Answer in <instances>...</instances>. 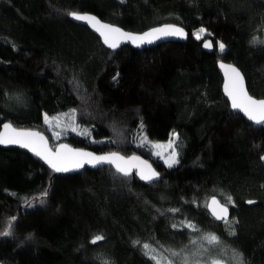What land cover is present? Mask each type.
Masks as SVG:
<instances>
[{
  "label": "trees",
  "instance_id": "obj_1",
  "mask_svg": "<svg viewBox=\"0 0 264 264\" xmlns=\"http://www.w3.org/2000/svg\"><path fill=\"white\" fill-rule=\"evenodd\" d=\"M72 12L133 32L172 23L188 39L111 48ZM221 60L264 98V0H0V128L38 129L52 147L140 154L161 174L146 184L111 165L60 173L0 146V262L154 264L150 243L175 264H239L238 254L264 264V126L233 110ZM172 133L169 167L154 142ZM214 195L231 208L227 221L209 211Z\"/></svg>",
  "mask_w": 264,
  "mask_h": 264
},
{
  "label": "snow or ice",
  "instance_id": "obj_2",
  "mask_svg": "<svg viewBox=\"0 0 264 264\" xmlns=\"http://www.w3.org/2000/svg\"><path fill=\"white\" fill-rule=\"evenodd\" d=\"M73 18L77 20H84L96 27V30L101 33L104 37L105 43L109 47L116 48L119 46L120 38H126L133 43L136 42H147L151 43V37H159L160 34L171 35V36H185L182 28L175 27L174 25L166 26L161 29H153L151 32L145 33L143 36H135L131 33L123 32L120 28L114 27L110 24H103L96 17L90 15H81L77 12L69 13ZM206 29H200L196 33L197 39L201 38L202 33H206ZM204 47H212L211 41H206ZM225 48L223 43H219V49L222 52ZM221 67H227L230 70L228 83L225 85V91L228 96L231 98L232 107L238 109L253 121L257 125H264V99H254L251 95L248 94V91L245 88L244 76L239 69L229 65L225 66L221 64ZM46 122L50 121L45 117ZM3 131L0 132V144H18L22 147L30 148L36 155L41 156L46 162L57 172L69 171V164L73 168L82 167L84 163L90 164H102V163H113L116 165V168L119 172L123 173L125 176L130 175V171L127 167H122L121 164L117 161H125L123 156H120L118 153H110L105 156H95L92 153L76 151L68 148L67 145H61V149L53 153L51 149L47 147L46 139L39 133L31 130L17 129L14 128L11 124H4ZM75 130V129H73ZM176 136L175 133H173ZM171 146V142L170 145ZM131 161L139 160L138 157L129 158ZM264 159V157H262ZM178 161L175 159V153H173L172 158L168 161V166L172 167L174 163ZM127 163V161H125ZM146 164V162H141ZM149 172L145 174L141 171V178L145 180H152L159 176V173H156L154 170H151V166L147 165ZM231 201V197L228 198ZM212 203L214 205H219V202L213 199ZM249 204L254 203V201H248ZM213 214L217 219L226 220L228 216V208L224 205H219L218 208L213 209ZM175 227V225H174ZM187 227L191 228L193 231H198V229L191 223L187 224ZM8 232L3 233V235H8ZM234 234V233H233ZM104 237L97 235L93 239V243L103 240ZM209 244H218L219 237L215 234H208L203 237ZM195 243V241H193ZM145 249H149V245H143ZM174 256L179 255V253H172ZM153 260L157 258L152 257ZM239 264H243L242 254H238ZM157 264L160 262L157 260ZM168 264H171L169 261ZM185 264H187V258H185ZM213 264H219V261L213 262Z\"/></svg>",
  "mask_w": 264,
  "mask_h": 264
},
{
  "label": "water",
  "instance_id": "obj_3",
  "mask_svg": "<svg viewBox=\"0 0 264 264\" xmlns=\"http://www.w3.org/2000/svg\"><path fill=\"white\" fill-rule=\"evenodd\" d=\"M77 13H79V14H81V15H90V16H94V17L97 18V20H99V21H100L101 23H103V24H110V25H112V26H114V27L120 28L123 32L131 33V34H133V35H135V36H143L145 33L151 32L153 29H161V28H165L166 26H169V25H174L175 27L182 28L181 26L176 25V24L165 23V24H161V25L154 26V27H152V28H150V29H148V30H145V31H143V32H133V31L125 30V29H123L122 27H120V26H118V25H115V24H112V23H110V22H108V21H104V20H102L100 17H98L97 15H95V14H93V13H90V12H77ZM71 19H72L73 21H75L76 23L87 25L90 29H92L93 31H95V32H96V33L102 38L104 44H106V45L109 47V45H108L107 43H105L104 37L101 35V33H100L99 31L96 30V27H93V25H92L91 23H89V22H87V21H84V20H77V19L73 18L72 16H71ZM182 29H183L184 33L186 34L185 36H171V35H163V34H160L158 38H157L156 36L151 37V40H152L151 43H148V42H147V38H146L145 42H143V43H141V42H139V41L136 42V43H133L132 41H130V40L126 39V38H120V42H119V46H118V47L123 46V45H125V44H131V45H132L134 48H136V49H145V48L153 47V46H156V45H158V44H162V43H166V42H186L187 39H188V34H187V32H186V30H185L184 28H182ZM206 41H211V43H212V47H210V48H206V47H204V44H205ZM118 47H116V48H118ZM203 47H204V49H205L207 52L212 53V52L214 51V49H215L213 40H212L211 38L206 39V40L204 41V43H203ZM111 48H112V47H111ZM221 64H223V65H225V66H229V65H231V66H233V67L239 69L240 72H241V73L243 74V76H244L245 88H246V90L248 91V94L251 95L254 99H264V98H258V97L254 96V95H252V94L250 93V91H249V89H248V86H247V80H246V77H245L243 71H242V70H241L236 64H234V63H232V62H227V61H222V60H221V61L218 62V68H219V71H220V73H221V75H222V77H223V85H222V88H223V92H224L226 98L229 100L231 106H232L231 98L228 96V94H227L226 91H225V85L228 83L229 75H230V70H229L227 67H221ZM226 73H228L229 75H226ZM232 108H233V107H232ZM233 110L236 111L237 113H241L242 115H244V116L248 119V121L251 122V123H252L253 125H255L256 127H263V126H264V125H257V124H255L253 121L249 120V118L244 114V112H242V111H240V110H238V109H234V108H233ZM4 124H11L14 128H17V129H24V130H31V131H34V132H39V133H40V134L46 139L47 147H48L49 149H51V151H52L53 153H55V152H57L58 150H60V149H61V145H67L68 148L73 149V150H76V151H82V152L92 153V154H94L95 156H105V155H108V154H110V153H118L120 156H123V157L125 158V161H127V163H125V161H117V163L121 164L122 167H127V168L129 169V171H130V174H132V173H136V175L138 176V178H139L142 182H144V183H146V184H151V183H154V182L159 181V180L161 179V174H160V172L154 167V165L152 164V162H151L149 159H147L146 157H144V156H142V155H140V154H132V155L126 156V155H123V154H121V153H119V152H116V151L107 152V153H97V152H95V151H93V150H91V149L82 148V147H75V146L71 145V144L68 143V142H61V143H59L57 146L52 147L48 135H47L45 132H43V131H40V130H38V129H33V128L17 127V126H15V125H13L11 122H4V123L1 125L0 132H2V131L4 130V129H3V125H4ZM0 146H3V147H17V148H21V149H23V150H26V151H28L29 153H31L32 155H34L35 157L39 158L41 161H43V162L45 163V165H47L49 168L53 169V168H52V167L46 162L45 159H43L41 156L36 155L35 152H33L30 148L22 147V146H20V145H18V144H7V145L0 144ZM131 157H138L139 160L131 161V160L129 159V158H131ZM141 162H146V164H143V163H141ZM105 165H111L114 169L117 170L116 165L113 164V163H102V164H95V165L90 164V163H84L83 166H82V167H79V168H73V167L71 166V164H69L68 166H69L70 170H69V171H62V172H60V173H77V172L81 171L84 167H89V168H91V169H98V168L103 167V166H105ZM147 165H150V166H151V170H154L156 173H159V176L156 177V178H154V179H152V180H145V179H142V178H141V171H143L145 174H147V173L150 171L149 168L147 167ZM53 170H54V169H53ZM54 171H55V170H54ZM117 171H118V170H117ZM56 172H57V171H56ZM120 173H121V172H120ZM122 174H123V173H122ZM123 175H124V174H123ZM213 199H215L216 201H218V202H219V205H224V206H226V207L228 208V216H227V218H228V217L230 216V214H231V208H230L227 204L223 203V202L219 199V197H217V196H215V195H214V196H211V197L209 198V200H208V204H207L208 209H209V211L211 212V214L216 218V216L213 214V209L219 207V205H214V204L212 203ZM248 201H254V200H248ZM248 201H247V203H248ZM254 203H255V201H254ZM248 204H249V203H248ZM251 204H253V203H251ZM216 219H217V218H216ZM218 220H221V219H218Z\"/></svg>",
  "mask_w": 264,
  "mask_h": 264
},
{
  "label": "rangeland",
  "instance_id": "obj_4",
  "mask_svg": "<svg viewBox=\"0 0 264 264\" xmlns=\"http://www.w3.org/2000/svg\"><path fill=\"white\" fill-rule=\"evenodd\" d=\"M203 34L204 33H202L201 35ZM59 135L60 134L53 133V136L55 138L58 137ZM176 139L177 137L174 136L172 133L167 140L154 142V145L156 147V152L164 159L166 163H168V161L172 158L173 153H175V159L177 157ZM170 142H171V146H169ZM176 160L178 161V157ZM145 244L149 245V249H145L143 247L144 253L150 259H152L153 256L157 258L156 260L152 259L154 264H157V260L160 262V264H168L169 261L171 262V264H175L172 261L170 257V251L167 248L156 247L150 243H144L143 245ZM0 264H3V262H0ZM219 264H226V263H219Z\"/></svg>",
  "mask_w": 264,
  "mask_h": 264
}]
</instances>
